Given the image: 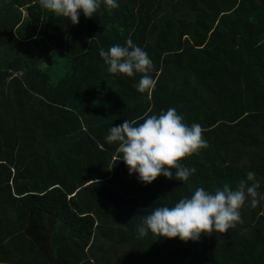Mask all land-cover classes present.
Returning <instances> with one entry per match:
<instances>
[{
    "label": "trees",
    "instance_id": "obj_1",
    "mask_svg": "<svg viewBox=\"0 0 264 264\" xmlns=\"http://www.w3.org/2000/svg\"><path fill=\"white\" fill-rule=\"evenodd\" d=\"M117 3L73 25L39 0H0V264H264V0ZM129 39L152 60L150 92L99 55ZM169 108L208 147L180 161L187 181L170 169L145 185L106 136ZM241 180L259 203L228 232L139 235L154 208Z\"/></svg>",
    "mask_w": 264,
    "mask_h": 264
},
{
    "label": "clouds",
    "instance_id": "obj_2",
    "mask_svg": "<svg viewBox=\"0 0 264 264\" xmlns=\"http://www.w3.org/2000/svg\"><path fill=\"white\" fill-rule=\"evenodd\" d=\"M39 3L55 16L67 18L73 25L79 23L81 12L85 18L91 19L101 3L108 10L119 7L117 0H39ZM99 55L111 74L128 77L141 74L135 85L138 92H150L154 88L155 81L149 75L152 60L131 39L126 46L113 45L108 51L100 49ZM136 124V121L125 119L122 124L112 126L106 136L107 143H118L116 151L122 154L121 161L127 166L129 175L138 174L139 182L149 185L161 175L173 179L170 169L176 170L175 179L181 182L195 173V168L186 167L180 161L208 147L200 124L188 126L175 108H169L159 116L150 115L134 126ZM247 180L254 181L255 173L248 172ZM259 187L258 182L248 186L245 180H241L235 190L228 184L214 192L196 188L190 197L180 199L174 206H159L150 214L141 216L137 231L141 237L151 233L156 240L179 238L184 242L198 241L202 234H224L243 223L240 210L248 197H251L252 207L258 205Z\"/></svg>",
    "mask_w": 264,
    "mask_h": 264
},
{
    "label": "crops",
    "instance_id": "obj_3",
    "mask_svg": "<svg viewBox=\"0 0 264 264\" xmlns=\"http://www.w3.org/2000/svg\"><path fill=\"white\" fill-rule=\"evenodd\" d=\"M131 183H133V184H134L135 182H131Z\"/></svg>",
    "mask_w": 264,
    "mask_h": 264
}]
</instances>
